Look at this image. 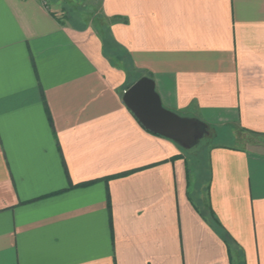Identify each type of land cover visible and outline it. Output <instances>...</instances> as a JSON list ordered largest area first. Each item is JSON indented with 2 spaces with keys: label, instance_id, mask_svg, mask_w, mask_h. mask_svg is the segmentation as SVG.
Instances as JSON below:
<instances>
[{
  "label": "crops",
  "instance_id": "0c3cea01",
  "mask_svg": "<svg viewBox=\"0 0 264 264\" xmlns=\"http://www.w3.org/2000/svg\"><path fill=\"white\" fill-rule=\"evenodd\" d=\"M145 76L230 144L147 130ZM239 132L264 138V0H0V264H264Z\"/></svg>",
  "mask_w": 264,
  "mask_h": 264
},
{
  "label": "water",
  "instance_id": "95a60500",
  "mask_svg": "<svg viewBox=\"0 0 264 264\" xmlns=\"http://www.w3.org/2000/svg\"><path fill=\"white\" fill-rule=\"evenodd\" d=\"M123 101L147 130L184 148L195 145L206 133L198 120L184 118L165 108L156 83L150 77H142L131 85L124 93Z\"/></svg>",
  "mask_w": 264,
  "mask_h": 264
},
{
  "label": "rangeland",
  "instance_id": "374dc122",
  "mask_svg": "<svg viewBox=\"0 0 264 264\" xmlns=\"http://www.w3.org/2000/svg\"><path fill=\"white\" fill-rule=\"evenodd\" d=\"M77 2V1H76ZM70 9H74L73 6L70 5ZM231 133L230 132H220V138H218V140H216L215 138L209 139L211 137L204 135L195 145H193L190 149H185V151L188 154L191 153H204L206 151V147L208 146V142L212 141L213 143L216 142H220V143H224V144H230V141H232V138H230ZM215 139V141H214ZM237 144H239L240 146H244L246 148L252 147L255 144H264V138L259 137V136H251V135H247L245 133H238V138H237ZM197 155V154H196Z\"/></svg>",
  "mask_w": 264,
  "mask_h": 264
}]
</instances>
